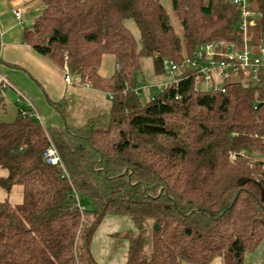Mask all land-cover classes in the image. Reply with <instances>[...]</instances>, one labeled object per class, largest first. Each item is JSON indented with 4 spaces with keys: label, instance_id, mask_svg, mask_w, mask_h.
I'll return each instance as SVG.
<instances>
[{
    "label": "trees",
    "instance_id": "trees-1",
    "mask_svg": "<svg viewBox=\"0 0 264 264\" xmlns=\"http://www.w3.org/2000/svg\"><path fill=\"white\" fill-rule=\"evenodd\" d=\"M44 2L24 41L81 84L109 93V125L98 128L99 116L46 128L20 113L0 122V166L8 171L0 185L23 186L22 203L0 202V264H99L92 240L108 215L130 216L137 228L127 264H209L218 256L244 264L264 242V76L261 85L227 82L225 92L197 89V68L184 61L205 43L240 49L246 38L264 47V0L251 1L257 20L246 35L231 0H172L182 36L161 0ZM108 54L115 69L104 77ZM144 56L157 74L179 67L146 102L137 88ZM64 104L54 103L62 114ZM50 145L62 165L44 159Z\"/></svg>",
    "mask_w": 264,
    "mask_h": 264
},
{
    "label": "crops",
    "instance_id": "crops-1",
    "mask_svg": "<svg viewBox=\"0 0 264 264\" xmlns=\"http://www.w3.org/2000/svg\"><path fill=\"white\" fill-rule=\"evenodd\" d=\"M44 7V0H0V70L27 95L37 120L46 128H60L66 124L79 127L91 117L107 116L112 106L109 93L83 85L75 76L72 84L67 83L64 69L24 41L25 29L33 25ZM17 10L21 18L16 16ZM101 69L102 66V76L110 77L115 63L109 76L102 74ZM17 97L12 88L0 92V106L11 104ZM59 102L65 103L64 114L54 105ZM24 104L28 109L19 108L17 115L21 110L31 109L28 103ZM76 121L79 124H75ZM7 175L8 171L0 166V177ZM6 200L12 204L22 203L23 186L16 184L7 191L0 185V202ZM133 224L132 218L126 216L108 215L104 218L92 240V253L99 264H127L128 241H117L113 237L124 225Z\"/></svg>",
    "mask_w": 264,
    "mask_h": 264
},
{
    "label": "built area",
    "instance_id": "built-area-1",
    "mask_svg": "<svg viewBox=\"0 0 264 264\" xmlns=\"http://www.w3.org/2000/svg\"><path fill=\"white\" fill-rule=\"evenodd\" d=\"M231 1L240 11L239 28L246 35L248 29L257 20V13L251 8L252 0ZM15 14L18 18H21L20 11H15ZM184 63L189 67L197 68L200 76L199 81L212 83V86L203 90L220 89L225 92V85L230 81L247 80L250 84L261 85L264 76V47L249 45L246 38L243 47L240 49L235 48L233 44L226 45L224 41L205 43L198 46L193 56L187 57ZM178 69L179 67L175 63L167 65V70L174 77L178 73ZM234 76H237L238 80L233 79ZM65 81L70 84L74 82L69 72L65 75ZM8 88H12L17 92L18 101L28 103L31 106L29 110H21L20 114L36 117L34 106L27 95L18 89L11 79L0 70V92ZM197 89L200 88L197 87ZM44 159L49 164L62 165L61 157L54 145L48 147L44 153Z\"/></svg>",
    "mask_w": 264,
    "mask_h": 264
},
{
    "label": "rangeland",
    "instance_id": "rangeland-1",
    "mask_svg": "<svg viewBox=\"0 0 264 264\" xmlns=\"http://www.w3.org/2000/svg\"><path fill=\"white\" fill-rule=\"evenodd\" d=\"M163 6L165 7L166 13L168 15L169 21L172 24L175 32L182 36L184 33V28L179 20V17L174 11L172 0H161ZM128 28L131 30L133 36L137 40L138 44L140 45V30L134 20L128 19L126 21ZM114 56L111 54L104 56V62L102 65L101 72L105 74V76H109L113 72V64L115 63ZM66 73H68L66 71ZM65 73V75H66ZM72 77L73 75L69 73ZM174 75L169 71L166 70L164 73L157 74L155 72L154 67V60L152 56H144L141 59V69L138 73V86L137 88L141 92V98L143 101H147L151 98L152 89L153 88H162L165 89L168 84L173 81ZM233 79L238 80L237 76H234ZM196 86L200 89H208L212 86V83L199 81ZM112 103V102H111ZM28 109V106L24 103L18 102V97L9 105L0 106V122H11L15 119L18 109ZM90 112V110H88ZM72 124V123H71ZM75 124H79V121H76ZM109 125V116H101L97 121L98 128L104 129L107 128ZM4 188V187H3ZM5 189V188H4ZM8 191V190H7ZM78 198L82 204L87 207H92V203L90 198L83 194L78 193ZM131 218L130 216H126ZM146 230L147 236L144 245V252L146 254H150L153 249V239H152V231H153V220L149 219L146 221ZM137 231L135 224L133 225H124L120 228L117 235L113 238H117V241L122 240L125 243L128 241L129 237ZM119 239V240H118ZM81 264H86L85 260H81ZM183 264H195L191 262H183ZM209 264H222V257H216L211 263ZM244 264H264V242H261L253 251H248L244 255Z\"/></svg>",
    "mask_w": 264,
    "mask_h": 264
},
{
    "label": "water",
    "instance_id": "water-1",
    "mask_svg": "<svg viewBox=\"0 0 264 264\" xmlns=\"http://www.w3.org/2000/svg\"><path fill=\"white\" fill-rule=\"evenodd\" d=\"M158 227V226H157Z\"/></svg>",
    "mask_w": 264,
    "mask_h": 264
}]
</instances>
